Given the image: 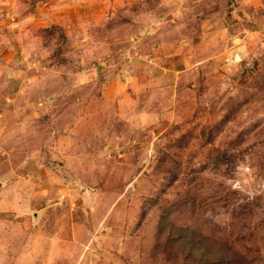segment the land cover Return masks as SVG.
Returning a JSON list of instances; mask_svg holds the SVG:
<instances>
[{
	"label": "rangeland",
	"instance_id": "obj_1",
	"mask_svg": "<svg viewBox=\"0 0 264 264\" xmlns=\"http://www.w3.org/2000/svg\"><path fill=\"white\" fill-rule=\"evenodd\" d=\"M0 264H264V0H0Z\"/></svg>",
	"mask_w": 264,
	"mask_h": 264
}]
</instances>
